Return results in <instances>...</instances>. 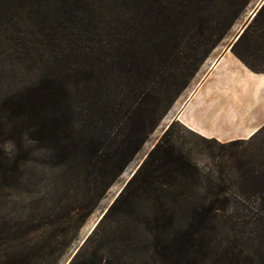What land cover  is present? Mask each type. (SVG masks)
<instances>
[{
  "label": "trees",
  "instance_id": "obj_1",
  "mask_svg": "<svg viewBox=\"0 0 264 264\" xmlns=\"http://www.w3.org/2000/svg\"><path fill=\"white\" fill-rule=\"evenodd\" d=\"M251 1L0 0V10L8 6L0 11V23L8 18L12 28L19 22L29 28V20V32L16 38L32 42L37 60L32 80L0 100V181H26L22 152L8 157L2 147L12 136L21 149L18 137L25 134L32 154H38L33 191L44 199L41 186L47 188L32 232L43 231L41 221L51 230L32 245L27 264L53 261L76 239L157 125L152 111L163 106L162 116L170 108ZM230 50L251 71L264 73V2ZM174 125L163 131L67 264L264 259V250L253 256L220 251L214 233L217 220L239 214L264 222V124L248 138L227 142L198 135L223 150L207 170L173 142ZM245 143L250 146L241 148ZM93 237L96 244L89 246ZM14 263L7 254L0 261Z\"/></svg>",
  "mask_w": 264,
  "mask_h": 264
},
{
  "label": "rangeland",
  "instance_id": "obj_2",
  "mask_svg": "<svg viewBox=\"0 0 264 264\" xmlns=\"http://www.w3.org/2000/svg\"><path fill=\"white\" fill-rule=\"evenodd\" d=\"M260 1L252 0L247 5L244 12L232 25L223 40L220 41L217 47L202 62L188 85L173 101L170 108L162 116L163 106L152 111V116L157 119V125L148 134L146 140L123 173L107 190L95 210L83 222L78 230L76 239L71 242L70 246L65 245L53 261H43L41 264H65L70 260L76 250L83 245L88 235L92 232L93 229L91 227L96 225L100 214L124 186L131 172L145 158L152 145L159 140L165 127L172 121H175L173 142L176 145L182 146L185 150L191 151V157L194 158L197 165L203 170L215 168L216 162L221 160L219 157L220 152H223V150L211 140H202L197 134L187 129L179 122L176 115L182 104L205 78L212 64L215 63V60L233 43L236 34L246 21L250 10L256 7ZM3 10H8L7 4L3 7ZM16 18L18 19V17ZM19 23L17 28H12L8 18H4L0 23V100L6 94L14 93L23 83H29L37 72L35 69V61H37L36 53L32 51V42L16 38L28 33L32 25H30L29 20V28H26V25L23 28V24L21 22ZM12 25L17 26V22H12ZM14 39L18 40L20 45ZM38 70H41V66ZM11 137L9 136L5 143H3V149L8 153V157H13L21 151L22 153H20L18 158L21 162H26V167L28 168L24 170L26 181L20 184L4 186L2 181H0V261L4 259V254H7L16 260L18 264H27L28 259L30 257L32 258V245L37 241H42L47 238L51 230V227L45 226V221H41L44 227L43 231L38 230L37 232H32V222L37 219L40 208L47 203V188L41 186V189H43L41 194L44 199L39 198V192L33 191L32 167L37 164L38 154H32V142L27 140L25 134H20L18 139H21L20 145L23 146L20 149L15 146L13 140H10ZM247 146H250L249 143L242 144L240 147L245 148ZM231 200L234 201V198ZM250 204L254 206L253 203ZM252 211H255L253 207ZM214 230L215 240L221 242V246L219 247L220 251L225 249L233 252L240 250L245 254L253 256L259 254V250H264V222L262 224L251 213L246 215L239 214L233 218L217 220L214 223ZM89 244V246L96 244V239L93 237L89 241ZM21 259H27V261L22 262ZM257 264H264V259Z\"/></svg>",
  "mask_w": 264,
  "mask_h": 264
},
{
  "label": "crops",
  "instance_id": "obj_3",
  "mask_svg": "<svg viewBox=\"0 0 264 264\" xmlns=\"http://www.w3.org/2000/svg\"><path fill=\"white\" fill-rule=\"evenodd\" d=\"M176 118L207 139L248 138L264 124V73L251 71L226 48Z\"/></svg>",
  "mask_w": 264,
  "mask_h": 264
},
{
  "label": "water",
  "instance_id": "obj_4",
  "mask_svg": "<svg viewBox=\"0 0 264 264\" xmlns=\"http://www.w3.org/2000/svg\"><path fill=\"white\" fill-rule=\"evenodd\" d=\"M263 2H264V0H261V1L257 4L256 7L252 8V9L250 10L249 15H248L246 21H245L244 24L241 26L239 32L236 34L233 43L237 40V38L239 37V35H240L241 32L243 31V29L246 27V25L249 23V21H250V20L252 19V17L255 15L256 11L258 10V8L261 6V4H262ZM233 43H231V44L229 45L228 48H231V46L233 45ZM168 126H169V124L165 127V129H166ZM154 145H155V144H154ZM154 145H152V147H153ZM152 147H151V148H152ZM151 148H150V149H151ZM141 162H142V161H141ZM141 162H140V164H141ZM140 164H139V165H140ZM139 165L137 166V168L139 167ZM137 168H136V169H137ZM136 169L133 170V171L131 172L129 178L133 175V173L136 171ZM129 178H128V179H129ZM128 179H127V180H128ZM127 180L125 181V183L127 182ZM125 183H124V185H125ZM120 190H121V189H120ZM120 190L117 192V194L114 196V198L118 195V193L120 192ZM114 198L112 199V201L114 200ZM112 201H111V202H112ZM111 202H110V204H111ZM110 204H109V205H110ZM109 205H108V206H109ZM108 206H107V207H108ZM107 207H106L105 210L100 214V216H99L97 222H98L99 219L102 217V215H103L104 212L106 211ZM97 222H96V223H97ZM94 227H95V226H93L92 229H93ZM68 261H69V260H68ZM68 261H67V262H68ZM67 262H66L65 264H67Z\"/></svg>",
  "mask_w": 264,
  "mask_h": 264
},
{
  "label": "bare ground",
  "instance_id": "obj_5",
  "mask_svg": "<svg viewBox=\"0 0 264 264\" xmlns=\"http://www.w3.org/2000/svg\"><path fill=\"white\" fill-rule=\"evenodd\" d=\"M92 228V227H91Z\"/></svg>",
  "mask_w": 264,
  "mask_h": 264
}]
</instances>
